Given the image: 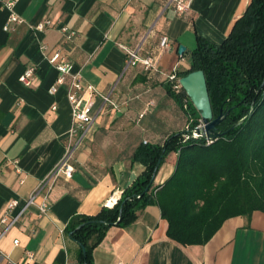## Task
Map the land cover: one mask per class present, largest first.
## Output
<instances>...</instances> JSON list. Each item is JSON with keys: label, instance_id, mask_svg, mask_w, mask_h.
I'll list each match as a JSON object with an SVG mask.
<instances>
[{"label": "crops", "instance_id": "crops-1", "mask_svg": "<svg viewBox=\"0 0 264 264\" xmlns=\"http://www.w3.org/2000/svg\"><path fill=\"white\" fill-rule=\"evenodd\" d=\"M250 1L194 0L191 12L180 16L166 8L167 0H21L16 13L23 23L11 32L4 31L10 13L0 3V264H78L80 247L66 234L67 224L74 215H96L116 205L145 171L132 160L140 145L163 144L186 130L189 113L169 94L175 89L167 76L191 66L198 36L222 44ZM45 20L52 26L32 29ZM61 26L77 33L67 45ZM164 35L170 46L157 57L160 73L141 65L125 71L122 46L146 57L157 53ZM58 51L85 85L112 94L122 110L104 109L97 96L95 122L75 155L73 177L58 179L48 214L29 207L3 234L8 204L20 201L13 216L19 215L65 154L72 125L68 83L50 94L60 73L48 58ZM187 53L190 64L181 68ZM32 67L36 72L26 87L20 77ZM177 157L168 155L154 186L172 175ZM167 229L159 206L150 205L135 223L109 230L94 251V264H264V213L229 219L205 245L183 246Z\"/></svg>", "mask_w": 264, "mask_h": 264}, {"label": "trees", "instance_id": "trees-1", "mask_svg": "<svg viewBox=\"0 0 264 264\" xmlns=\"http://www.w3.org/2000/svg\"><path fill=\"white\" fill-rule=\"evenodd\" d=\"M191 58V66L177 76L205 72L214 117L226 115L218 127L223 135L213 142L193 137L201 115L182 88H169L189 113L186 130L163 144L136 149L132 160L145 171L116 205L71 218L65 232L80 247L78 264H94V251L109 230L130 226L153 204L168 223L167 236L183 246L205 245L229 219L264 213V0L250 1L222 44L198 36ZM173 152L178 153L174 172L154 186Z\"/></svg>", "mask_w": 264, "mask_h": 264}, {"label": "built area", "instance_id": "built-area-1", "mask_svg": "<svg viewBox=\"0 0 264 264\" xmlns=\"http://www.w3.org/2000/svg\"><path fill=\"white\" fill-rule=\"evenodd\" d=\"M20 1L21 0H0L3 8L10 13L9 19L4 26L5 32L14 31L16 26L23 23L21 17L16 13V7ZM193 2L194 0H167L166 8H173L178 15L187 16L192 10ZM51 26L52 21L45 20L32 27V29L35 32H43ZM60 30L64 36L63 42L66 45L77 37V33L67 26H61ZM169 46L170 39L166 35L162 36L157 53L150 54L146 57L140 55V49H130L122 46V49L127 56L125 71L141 65L146 71L160 73V70L157 67V57L164 53ZM41 49L42 51H46L47 47L42 45ZM48 61L60 73V77L56 84L51 88L50 94L55 95L60 86L68 83L67 99L71 106L72 125L67 134L65 154L60 162L44 179H42L37 189L25 201L19 215L13 216L16 209L20 206V201L13 200L8 204L5 215L1 220V223L5 226L3 234H5L16 223L20 215L29 207H37L41 216L48 214L51 207V193L58 179L62 175L68 179L73 177L75 172L73 165L75 155L85 142L95 122V118L92 116V111L97 96L102 98L104 109L110 108L111 110L116 111L122 110V106L114 101L112 94H100L95 87L85 85L81 72H74L72 64L62 57L60 51L49 57ZM177 71L178 70L175 69L172 74L167 76V78L173 83V88L179 92L182 87L180 85V79L177 76ZM35 72L36 69L34 67L28 68L20 77V82L26 87H31ZM152 106L153 103H151V107ZM56 109L57 106H54L53 110ZM203 127V121L200 120L197 129H202ZM197 129L193 131V137H202L197 133ZM121 197L122 195H120V199ZM28 256L30 259L33 258L32 254H29ZM118 264L125 263L119 262Z\"/></svg>", "mask_w": 264, "mask_h": 264}, {"label": "water", "instance_id": "water-1", "mask_svg": "<svg viewBox=\"0 0 264 264\" xmlns=\"http://www.w3.org/2000/svg\"><path fill=\"white\" fill-rule=\"evenodd\" d=\"M185 52L186 48L181 45L179 47V54L183 56ZM180 85L186 92L194 107L201 114L204 127L202 129H197V133L200 136L206 137L209 142H213L220 138L223 134L218 131V127L223 123L226 115L221 114L217 118L214 117L205 72L199 70L182 77L180 79ZM248 117L249 116L235 124L233 128H237Z\"/></svg>", "mask_w": 264, "mask_h": 264}, {"label": "rangeland", "instance_id": "rangeland-1", "mask_svg": "<svg viewBox=\"0 0 264 264\" xmlns=\"http://www.w3.org/2000/svg\"><path fill=\"white\" fill-rule=\"evenodd\" d=\"M188 56H189V53H187L186 56L184 57V62L181 63V68H187L189 66L190 60H189ZM195 112H197L198 115H201L200 112L196 108H195ZM191 113H192V111H191ZM177 159H178V157H177ZM177 159H176V163H177ZM243 217H246L247 219L250 218L248 216H243Z\"/></svg>", "mask_w": 264, "mask_h": 264}]
</instances>
